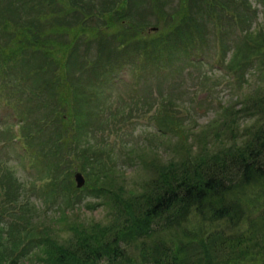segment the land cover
Masks as SVG:
<instances>
[{
    "label": "trees",
    "instance_id": "16d2710c",
    "mask_svg": "<svg viewBox=\"0 0 264 264\" xmlns=\"http://www.w3.org/2000/svg\"><path fill=\"white\" fill-rule=\"evenodd\" d=\"M176 2L0 0L1 90L25 95L21 100L32 117L23 115L19 123L22 138L34 130L48 133L37 145L48 181L42 193L76 196L78 171L87 178L79 192L88 190L110 210L107 223L76 219L62 241L41 230L30 214L21 218L22 225L17 221L7 228L1 221L6 205L0 202V264H20L31 252L40 264H264V214L255 220L259 233L246 245L243 235L213 228L242 224L253 209L248 191L261 189L257 199L264 198L262 128L243 145L195 149L192 131L163 107L157 130L164 139L177 138L174 155L165 158L155 150L150 158L147 153L131 158L151 174L136 188L120 182L100 149L81 143L105 109L95 110L100 91L93 95L89 88L126 67L169 72L177 58L204 40L206 18L229 7V0ZM151 27L160 30L150 35ZM92 45L97 51L91 59ZM258 104L264 127V101ZM15 183L8 170H0V197L9 198L11 207L18 202Z\"/></svg>",
    "mask_w": 264,
    "mask_h": 264
},
{
    "label": "rangeland",
    "instance_id": "374dc122",
    "mask_svg": "<svg viewBox=\"0 0 264 264\" xmlns=\"http://www.w3.org/2000/svg\"><path fill=\"white\" fill-rule=\"evenodd\" d=\"M176 1L170 0L173 4ZM227 4L229 7L216 9L206 18L208 32L204 40L198 39L188 53L177 58L169 72L149 68L139 73L126 67L110 80L102 84L99 81L89 88L93 95L100 91L95 110L99 113L105 109L100 116L102 121L93 124L81 143L100 149L127 188H136L135 183L142 184L151 178L137 161L131 162V158L136 160V154L147 153L150 158L152 152L159 150L165 158L174 155L172 145L177 138L164 139L157 130V111L163 107L167 106L192 131L195 149L200 144L207 145L212 152L224 146L243 145L261 128L259 133L264 135L258 104L264 101V0H229ZM84 26L90 27L86 23ZM159 30L151 27L146 33L152 35ZM96 51L92 45L91 59ZM24 98L25 95L20 97L11 90H1L0 86V170H8L16 179L18 191V202L12 207L9 198L0 197V202L6 205L1 218L3 225L9 228L17 221L22 225L21 218L30 214L41 230L46 228L63 241L69 238L70 225L76 219L86 225L107 223L110 210L88 190L79 192L86 185L78 188L75 176L76 196L53 198L42 193L48 181L43 170L45 159L37 145L48 138V133L34 130L21 137L19 123L23 115L32 117L21 100ZM258 193L262 194V190L248 191L246 201L252 203L253 211L245 215L242 224L233 227L218 223L213 228H223L234 237L243 235L246 245L259 227L255 226V220L264 214V198L258 200ZM210 228L207 225L205 229ZM33 254L24 256L20 264H40Z\"/></svg>",
    "mask_w": 264,
    "mask_h": 264
},
{
    "label": "water",
    "instance_id": "95a60500",
    "mask_svg": "<svg viewBox=\"0 0 264 264\" xmlns=\"http://www.w3.org/2000/svg\"><path fill=\"white\" fill-rule=\"evenodd\" d=\"M154 30H157V28H154ZM75 180L78 188H83L87 183L86 178L82 172L75 173Z\"/></svg>",
    "mask_w": 264,
    "mask_h": 264
},
{
    "label": "bare ground",
    "instance_id": "6f19581e",
    "mask_svg": "<svg viewBox=\"0 0 264 264\" xmlns=\"http://www.w3.org/2000/svg\"><path fill=\"white\" fill-rule=\"evenodd\" d=\"M207 254V253H206ZM209 254V253H208ZM202 256V255H201ZM208 259V258H207Z\"/></svg>",
    "mask_w": 264,
    "mask_h": 264
}]
</instances>
